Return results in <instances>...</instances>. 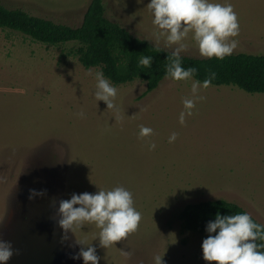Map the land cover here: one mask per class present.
I'll list each match as a JSON object with an SVG mask.
<instances>
[{"label": "rangeland", "instance_id": "obj_1", "mask_svg": "<svg viewBox=\"0 0 264 264\" xmlns=\"http://www.w3.org/2000/svg\"><path fill=\"white\" fill-rule=\"evenodd\" d=\"M90 1L0 4L77 27ZM149 2L103 0L105 17L171 52L156 35ZM212 2L230 3L237 15L231 55H264V0ZM183 43L182 56L203 58L192 33ZM74 47L0 29V240L13 251L7 264H83L73 257L89 246L99 264H155L158 256L163 264H215L202 256L207 236L184 230L179 219L187 205L203 201L235 203L264 224V94L211 85L181 125L192 81L165 78L143 97L145 83L137 80L114 85L116 110L109 109L94 95L99 69H84L68 54ZM141 126L152 135L141 138ZM116 187L132 194L141 214L125 239L103 248L95 224L67 233L59 226L62 200ZM31 190L43 194L30 198Z\"/></svg>", "mask_w": 264, "mask_h": 264}, {"label": "clouds", "instance_id": "obj_2", "mask_svg": "<svg viewBox=\"0 0 264 264\" xmlns=\"http://www.w3.org/2000/svg\"><path fill=\"white\" fill-rule=\"evenodd\" d=\"M138 3L142 0H137ZM147 8L152 14V23L156 35L163 38L165 47L171 49L165 76L173 81L191 80V98L183 100V111L179 114V123H185L186 116L193 114L196 102L203 100L201 89L212 85L215 74L202 82L194 79L195 67L182 66L183 41L192 33V40L201 57L223 60L233 53L238 41L231 39L239 35L237 15L230 3H214L212 0H150ZM158 51H161L158 49ZM152 57L145 56L140 64L151 67ZM89 75L92 72L89 71ZM96 101H103L107 108L116 110L114 103L118 89L105 77L103 70L96 71ZM81 117L84 113H79ZM149 127H140L141 138L152 135ZM176 133H172L169 142H174ZM154 143L149 149H155ZM30 191V198L42 195ZM58 224L65 231L74 227L82 228L86 223L95 224L100 229L98 238L103 248L111 247L117 241L125 239L134 232L140 223L141 214L134 207L132 194L123 187L112 190H99L95 194H73L70 199L62 200L57 209ZM207 237L201 244L203 259L215 264H264V224L256 223L247 212L232 215L217 213L214 220L206 224ZM214 234V235H213ZM10 242L0 240V264H7L12 256ZM82 258L83 264H99L100 257L95 247L81 249L73 259ZM155 264H163L162 256L155 258Z\"/></svg>", "mask_w": 264, "mask_h": 264}, {"label": "trees", "instance_id": "obj_3", "mask_svg": "<svg viewBox=\"0 0 264 264\" xmlns=\"http://www.w3.org/2000/svg\"><path fill=\"white\" fill-rule=\"evenodd\" d=\"M0 29L47 46L74 44L68 54L75 57L84 69L103 70L113 85L142 81L145 83L143 97L156 90L167 78L165 71L170 62L167 58L170 52L109 21L105 17L103 0H91L87 4L83 20L77 27L58 24L0 4ZM145 56L152 57L151 67L140 64ZM182 66L195 67L197 74L194 79L201 82L214 73L212 86H232L248 94H264V55L237 54L223 60L182 56ZM241 212L246 211L235 203L203 201L187 205L180 212L179 219L184 230L207 236L206 224L214 220L217 213L232 215ZM257 243L264 241L258 240Z\"/></svg>", "mask_w": 264, "mask_h": 264}]
</instances>
